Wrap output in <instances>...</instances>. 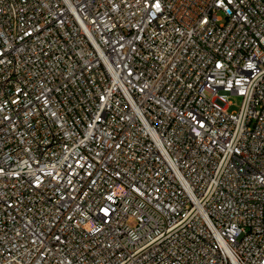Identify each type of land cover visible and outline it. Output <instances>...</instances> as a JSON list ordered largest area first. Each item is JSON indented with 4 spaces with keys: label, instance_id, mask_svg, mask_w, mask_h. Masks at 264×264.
<instances>
[{
    "label": "built area",
    "instance_id": "obj_1",
    "mask_svg": "<svg viewBox=\"0 0 264 264\" xmlns=\"http://www.w3.org/2000/svg\"><path fill=\"white\" fill-rule=\"evenodd\" d=\"M0 264H264V0H0Z\"/></svg>",
    "mask_w": 264,
    "mask_h": 264
},
{
    "label": "rangeland",
    "instance_id": "obj_2",
    "mask_svg": "<svg viewBox=\"0 0 264 264\" xmlns=\"http://www.w3.org/2000/svg\"><path fill=\"white\" fill-rule=\"evenodd\" d=\"M229 100L232 103V106L230 107L229 111H237L240 104V100L236 97H230Z\"/></svg>",
    "mask_w": 264,
    "mask_h": 264
}]
</instances>
